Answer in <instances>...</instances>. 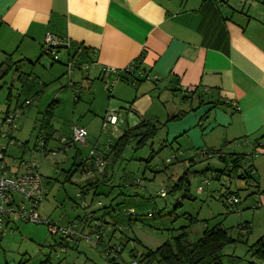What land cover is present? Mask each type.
I'll return each instance as SVG.
<instances>
[{
  "label": "rangeland",
  "instance_id": "rangeland-1",
  "mask_svg": "<svg viewBox=\"0 0 264 264\" xmlns=\"http://www.w3.org/2000/svg\"><path fill=\"white\" fill-rule=\"evenodd\" d=\"M56 54L57 61L49 54H42L34 65L22 62L21 70H32L29 84L17 81L18 74L13 68L0 78V131L7 134L5 138L0 137V146H6L5 162L11 167L21 156L24 164L31 159L37 163L45 189V199L37 212L58 227L76 221L77 234L63 238L60 234H50L45 223L11 217L6 225L0 226V264H40L46 257L48 264H131L133 260L139 264H157L155 260L141 262V250L154 249L183 230L187 231L188 239L194 241L200 236L199 229L203 225L220 224L229 235L238 238L237 213L249 209L246 207L251 201L247 196L252 188L244 179L228 176L226 171L218 172L225 169L226 162L203 153L207 148H222L226 158V153L236 151L245 154L243 160H249L250 145L241 139L226 142L218 125L207 131L208 124H217L213 119L198 122L187 134L175 139L166 135V127L161 124L156 135L148 138L144 145L135 148L138 136H134L116 158L101 157L105 161L102 170L97 171L93 165L94 172L81 173V163H91L90 150L102 156L104 149L123 132L125 111L107 108L104 115H117L118 123L103 125L105 116L94 115L92 109L104 108L109 100L113 103L110 89L105 95L98 93L92 97L94 87L88 84L90 81L86 83L87 71H73L69 81L65 53L59 50ZM19 93L18 104L25 97L30 103L18 108L14 119L16 128L10 131L1 126L2 118L7 106L10 111L15 110ZM192 106L196 103L185 102L182 110L187 112L181 119L195 114ZM51 109L53 118L41 127L45 111ZM226 109L223 107L222 111ZM72 124L86 127V143L70 145L64 150L59 138ZM9 137L13 138L12 142ZM44 137L47 138L45 155L39 150ZM22 142H27L28 146L23 148V154L18 146ZM198 145L201 147H195ZM52 150L57 151L53 154ZM72 170L75 172L67 180ZM91 174L93 176H88ZM214 174H218L217 179L212 177ZM205 177L209 179L208 184L202 183ZM88 182L92 183L87 185ZM80 186L84 188L79 195ZM198 186H202V190L197 191ZM226 188L239 192L240 202L232 212L220 202ZM162 190L165 195H161ZM14 197L21 200L17 193ZM23 202L28 204L25 199ZM247 234L223 247L222 264H260L253 254L255 247L251 246L255 239L250 238L246 243Z\"/></svg>",
  "mask_w": 264,
  "mask_h": 264
},
{
  "label": "crops",
  "instance_id": "crops-1",
  "mask_svg": "<svg viewBox=\"0 0 264 264\" xmlns=\"http://www.w3.org/2000/svg\"><path fill=\"white\" fill-rule=\"evenodd\" d=\"M46 32L70 42L57 48V52L65 53L66 63L77 53L79 61L88 65L86 83L90 81L88 84L94 87L92 97L105 95L110 89L113 103L106 101L104 108L92 112L103 118L107 108H123V132L142 120L165 123L170 115L182 110L185 102H195L200 108L191 118L165 123L167 136L175 139L198 122L213 119L217 124H208L206 130L218 125L226 142L241 139L249 144V175L257 181V188L249 187L256 192L247 196L249 209L237 213L235 227L239 240L248 233L246 243L250 238L255 239L252 245L260 238L264 243V0H0V64L5 61L9 65L4 74L1 70L0 78L13 68L17 81L29 84L32 70L24 72L21 64L34 65L46 54ZM225 40L227 45L218 48L225 45ZM129 65L134 74L114 83H110L112 74H103L104 67L120 70ZM20 93L13 110L16 112L30 103L25 97L18 104ZM10 96L8 91L7 99ZM223 107L227 108L224 112ZM8 111L7 106L3 117ZM53 116L52 110L50 118ZM72 125L61 137L70 136ZM2 132L0 137L5 138ZM112 145L98 155L113 158ZM18 146L22 154L23 148H28L24 142ZM5 148L0 146L5 166L11 173L23 172L22 156L11 167L5 162ZM81 166V173L94 172L93 166ZM250 182L254 183L253 179ZM79 188L80 195L84 186ZM206 226L199 229L200 234Z\"/></svg>",
  "mask_w": 264,
  "mask_h": 264
},
{
  "label": "trees",
  "instance_id": "trees-1",
  "mask_svg": "<svg viewBox=\"0 0 264 264\" xmlns=\"http://www.w3.org/2000/svg\"><path fill=\"white\" fill-rule=\"evenodd\" d=\"M226 45L227 42L225 40V45L223 44L222 46H218V48H224V46ZM3 64H5V66L1 70L4 74L9 65L4 61L3 63L0 64V68L3 67ZM127 74H134L132 72V68L130 65L127 66L126 68H123L121 72H118V74H116L115 76L118 80V79L126 78ZM133 83L135 84V82ZM187 97L189 96L183 95V98H187ZM198 108H200V105L192 106L191 110L192 111L197 110ZM49 110H46L44 113V116L41 120V127L46 126L49 123L48 119L51 116L52 109L51 111ZM186 112L187 111L181 110L174 115H170L166 119L165 123L181 119L186 114ZM165 123H160L158 121L151 122V121L142 120L138 124H136V126L125 130L110 147L113 157H117L119 155V152L132 140L134 136H138L137 140L135 141L136 143L135 148L144 145L145 141L148 138L154 137L156 135L157 130L160 128L161 124L165 125ZM46 139H47L46 137L43 138V140L45 141H43V144L40 146L39 150L45 151ZM67 139H69V137H67ZM24 144L26 145L27 143L24 142ZM60 144L62 145V149H64V147L68 145H74L71 142H66L65 144L60 142ZM207 152L208 153L215 152L216 154H218L217 158L219 160L226 162L225 169L218 172L224 174L226 171L228 172V176H236L240 179L246 180L248 187L253 186L257 188V181L255 180L254 177L249 175V173L251 172L252 165L249 164L248 160H243L245 154L227 153L228 157L226 158V155L225 153H223L222 149H216V150L209 149L206 150L203 154L205 155ZM83 164L87 168H89V166L90 167L93 166L92 162L89 163L88 165L82 162V165ZM74 172L75 170L70 171L66 176V179L69 180ZM213 177L217 179L218 174H214ZM250 179H253L254 183H251ZM179 180L181 181V178ZM178 185L179 183L176 184V186ZM255 192L256 191L253 192L251 191L248 194L252 195ZM225 194L226 195L232 194L239 198L238 190L231 191L229 189H226L223 195ZM228 211L232 212V210H228ZM186 216L189 217L190 215H186ZM190 219L192 218L190 217ZM191 222L193 221L191 220ZM237 240L239 239L233 238L230 235H228L226 230L220 224H216L211 227L206 226L203 229L200 236L194 241H190L188 239L187 231L183 230L179 232L176 236H173L171 240L164 241L154 249L145 248L143 250V253L140 255V258H141V262L143 263H148L150 261L155 260L157 264H222V257L224 255L223 247L233 244ZM252 246H258L254 250L253 254L259 260L264 261V243L262 239L260 238L259 240H257ZM132 254L133 257L136 256L135 253ZM42 263L48 264L49 258H45V260H43ZM137 264H139L138 261Z\"/></svg>",
  "mask_w": 264,
  "mask_h": 264
},
{
  "label": "built area",
  "instance_id": "built-area-1",
  "mask_svg": "<svg viewBox=\"0 0 264 264\" xmlns=\"http://www.w3.org/2000/svg\"><path fill=\"white\" fill-rule=\"evenodd\" d=\"M242 1L248 2L251 0ZM69 43V41L64 42L54 37L50 32H46L43 41V51L52 56L53 60H56L58 58L56 53L59 45L63 44L66 46ZM66 66L68 77L74 70L80 69L86 71L88 68L86 63L79 61L77 53L69 57ZM102 70L104 75H113V79L110 83H114V81L117 80L115 75L118 74V72H121L122 69L116 70L110 67H104ZM27 102L28 100L25 101V103ZM15 117L16 111H8L3 119V125L10 131L15 129ZM116 121L117 116L115 114L108 113L104 117L103 125H105V123L115 125ZM1 136L7 137L6 132H2ZM86 138L87 130L82 126L73 124L70 128L69 139L61 137L60 142L63 144L66 142H71L72 144H85ZM9 141H12L11 137H9ZM55 152V150L52 151L53 154H55ZM217 155L218 154L215 152L209 153L208 157H217ZM2 157V152L0 151V226L7 224L10 216L15 215L19 220L24 222L47 224L50 234H60V236L64 238L76 235V221H73L66 226L58 227L52 224L48 217H41L37 212L39 204L45 199L44 179L37 172V163L31 159V161L25 164V170L23 172L11 173L3 163ZM89 157L92 159L90 162H92V164L96 167L97 171L104 168L105 161H103L94 150L89 151ZM208 182V178H203V184H208ZM200 190H202V186L197 187V191ZM15 193L20 195V201L14 197ZM165 194V191L162 190L161 195ZM23 199H25L28 204H25ZM220 202L226 206L228 210L235 211L238 207L239 198L232 194H225ZM131 264H137V261L133 260Z\"/></svg>",
  "mask_w": 264,
  "mask_h": 264
}]
</instances>
